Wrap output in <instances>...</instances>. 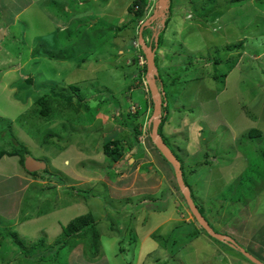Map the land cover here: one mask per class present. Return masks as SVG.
Masks as SVG:
<instances>
[{
  "label": "rangeland",
  "instance_id": "374dc122",
  "mask_svg": "<svg viewBox=\"0 0 264 264\" xmlns=\"http://www.w3.org/2000/svg\"><path fill=\"white\" fill-rule=\"evenodd\" d=\"M31 1L0 0V61L7 64L0 65V149L11 150L16 139L46 168L33 171L37 177L25 171L23 180L19 155L0 161L3 234L16 232L27 245L42 238L46 249L70 221L88 216L97 261L84 240L68 256L66 248L59 256L47 251L53 259L41 264H256L202 228L175 164L152 138L161 75L169 104L158 134L183 166L195 204L213 231L264 261L262 146L246 150L248 159L238 141L253 126L264 137V0H167L170 15L166 2L147 0V17L137 20L133 0H33L25 8ZM244 33L254 47L237 51L227 40ZM186 43L196 52L185 54ZM148 47L155 49L151 71ZM44 95L48 116L37 104ZM114 141L123 152L118 161L104 154ZM250 166L259 170L246 173ZM13 241H3L6 251L0 246V264H25V249Z\"/></svg>",
  "mask_w": 264,
  "mask_h": 264
},
{
  "label": "trees",
  "instance_id": "16d2710c",
  "mask_svg": "<svg viewBox=\"0 0 264 264\" xmlns=\"http://www.w3.org/2000/svg\"><path fill=\"white\" fill-rule=\"evenodd\" d=\"M232 1L238 3V2H246V1H249V0H232ZM172 8H173V2L171 1L170 4H169V8H168V11H169L168 14L169 15L171 13V9ZM147 9H148L147 8V0H133L131 5H130V10L133 13V17L132 18L135 19V20H137V19H145L147 17V12H148ZM207 21H209V19H207ZM170 22H171V18L169 16L167 18V23H166V26L163 29V31L169 29ZM173 33H175V30H171V34H173ZM240 45H242V44H239V46ZM184 46L186 47V53L185 54L189 53V55H190L191 51H194V50L190 49V47L187 44H185ZM157 47L159 48V41L157 42ZM194 52H196V51H194ZM197 52H199V51H197ZM224 58H225V56L222 57V58H219V59L218 58L215 59V62H214L215 65L225 64L226 60L224 61ZM207 63H210V62H207ZM227 63H229V62H227ZM231 66H233V65H231ZM204 70H205V68H204ZM204 75H207V74H204ZM219 76H221V75H219ZM219 76L217 74H214L215 78H218ZM155 79L160 82L161 95L163 97L162 116H161V125H162L165 122V118L168 115V104L169 103H168V95H167V92L165 90L167 82H165L163 80L161 75H157ZM169 85H175V84L174 83H170ZM73 89H76V88L73 87ZM48 103H49V97L47 95H44L42 98H40L37 101V104L41 106V110L40 111H41L42 116H48L50 114V110L48 108ZM159 132H160V129H159ZM136 133L138 134L139 132H137V130H136ZM161 137L163 138V136H161ZM239 138H238V141L241 140L242 142H245V146L243 145L241 148L245 149L246 153L245 152L244 153H245L246 158L248 157V154H247L246 150L251 149L253 151V148H254L253 145L260 144V146H262L260 148H257V152H258V155H259V164H264L261 161V157L264 159V137H263L262 130H260L259 128H256L254 126L250 127L248 130L244 131L239 136ZM12 139H13V137H12ZM15 141H16V139H13L12 143H10V141H9V143L7 144V146L11 147V150L7 149V147H1V149H0V158L2 156H4L5 154H7V153L9 155H11V156L19 155L20 156L21 165L25 166L26 156L30 155L29 150H28V148L26 146H24L22 144H19V142H17V141L15 142ZM163 141L174 152L172 147H170L169 142H167L165 140V138H163ZM16 144H17V146H16ZM246 144H247V146H246ZM112 146H115V147L112 148ZM22 151H23V153H22ZM104 154L106 156H108L109 158H111L113 161H118L119 159H121V157L123 156V152H122L121 148L119 147V141L109 142L108 144H106V146L104 148ZM248 159H249V157H248ZM250 167H248L250 169H249V171H246V173L255 172V170H257V171L259 170V169H255L252 166H250ZM181 168L183 169L182 165H181ZM25 171L29 175L34 176V177H37V175H38V173H34V172L30 173L26 169H25ZM47 173L50 174V176H52V177L55 176L54 173H51L49 171H47ZM255 179L256 178H254L253 181ZM58 180H60L59 177H58ZM191 196H192L193 200L195 201V198H194L193 194H191ZM198 208H199V212L202 214V216H204L203 215V209L200 208L199 206H198ZM27 219L28 218H26L25 220H27ZM205 219L207 220L206 217H205ZM0 229H2V228H0ZM4 230L5 229L0 230V246L2 248L1 251L5 250L6 243H3V241L6 239V237L14 238V241H13L14 244L20 246L22 251H23L22 248L25 249V255H22L25 258V264H41V263H45L46 262L45 260H50L51 261L53 259V255L51 256V258H48L47 251L49 253H51L50 250H52V249H55V253H57V256H59L61 251L63 249L65 250V248H66L65 252H66V256H68V253L72 250V248H75L77 246V243H79L80 241L82 242L84 240H86L88 242L87 246H86V248L88 250L85 249V252L89 256V259L92 260V261H94V260L97 261V259L99 258V257L97 258V253H98V237H97V233L94 230V227L92 225V220L88 219V216H81V217L75 218L74 220L70 221L69 224L66 225L64 227V229H63V233H62V236H61L62 238H59L55 242V244L47 247L46 249H45V246H46L45 240H43L42 238H40L38 240V242L33 241V242H30L29 245H27V242L25 240H23L21 237H19V235L16 232H13V231L9 232L7 234L8 235L7 236V235L3 234ZM75 238H78V241H76ZM225 244H226V246H229L230 248H232V246H230L229 244H227V243H225ZM22 251H20V252H22ZM255 257L258 258L257 256H255ZM55 259L58 261L57 258H55ZM258 259H260V258H258ZM13 260H15V257H14ZM260 260H262V259H260ZM36 261H38V263Z\"/></svg>",
  "mask_w": 264,
  "mask_h": 264
},
{
  "label": "water",
  "instance_id": "95a60500",
  "mask_svg": "<svg viewBox=\"0 0 264 264\" xmlns=\"http://www.w3.org/2000/svg\"><path fill=\"white\" fill-rule=\"evenodd\" d=\"M161 2H166V6L167 8H169V5L167 4V0H160ZM145 25L141 27V40L143 41V37H142V32L144 29ZM154 52L155 49H151V47H148V53L146 54V58H147V65H148V70L151 71L154 67H155V59H154ZM151 90L154 92L158 91L157 86H151ZM154 116L152 119V138L155 140L156 138H158L159 140V148L162 151L163 155L172 163L175 164L176 167V175H177V182L178 185L180 187V189L183 192V195L185 197V199L188 202L189 208L191 210V212L193 213V215L196 217V219L201 223V226L206 230V232L212 236L213 238H216L218 240H221L229 245H231L232 247H234L235 249L239 250L242 254H244L248 259H250L252 262L256 263V264H264V262L258 258H256L255 256H253L251 253H249L244 247H242L240 244H238L233 238H231L228 235H222L219 234L215 231L212 230L210 223L205 219V217L202 216V214L199 212V208L198 206L195 204L192 196H191V190L190 188L185 184V181L182 177V169H181V163L178 160V158L176 157V155L173 153V151L164 143L163 138L160 136V134H158V127L160 125L161 119H159V117L162 115V102L161 100H158L155 102L154 105ZM158 117V119H157ZM154 121V122H153ZM27 165V169L29 170V172H33V171H37V170H42L44 168H46V163L45 162H40L37 163L36 161H34L31 158V155L26 156V160H25Z\"/></svg>",
  "mask_w": 264,
  "mask_h": 264
},
{
  "label": "crops",
  "instance_id": "0c3cea01",
  "mask_svg": "<svg viewBox=\"0 0 264 264\" xmlns=\"http://www.w3.org/2000/svg\"><path fill=\"white\" fill-rule=\"evenodd\" d=\"M9 3V4H12V3H14L15 2V0H2V3L3 4H5V3ZM36 6L37 5V1L36 2H33V0L28 4V5H25V8H27V7H29V6ZM244 5V4H243ZM246 6V5H245ZM5 8V7H4ZM229 11H231V8L229 9ZM233 11V10H232ZM262 11V10H261ZM21 12V11H20ZM22 12H23V10H22ZM235 12V11H234ZM262 13H264L263 11H262ZM12 14H14V16H13V20H12V23H11V25H13L14 24V17H18L21 13H19V12H17V13H12ZM35 16V14H33L32 15V17H34ZM25 18V17H24ZM175 28H176V26H175ZM177 29H178V26H177ZM246 33H244L243 35H239L238 37H237V39L236 40H234V41H230V40H227V42H229V43H233L234 44V46L235 47H237V51L238 50H242L241 48H243L244 50H245V52H247L246 51V49L247 48H245V47H247L248 46V43H249V37H251L250 35H245ZM216 40H220L219 38H217ZM187 44V43H186ZM239 44H242V45H240L239 46ZM251 44V42L249 43V45ZM188 45V44H187ZM246 45V46H245ZM252 45V44H251ZM198 46H200V45H198ZM198 46H196V47H198ZM253 46V45H252ZM254 47V46H253ZM236 50V49H235ZM247 59V58H246ZM0 60H2V58L0 59ZM1 62V66L2 67H4L5 68V66L7 65V64H2V61H0ZM7 63V62H6ZM220 66V65H219ZM7 157H17V155H14V156H11V155H4V156H2L1 158H0V161H3L4 159H8ZM4 162V161H3ZM19 162H20V159H19ZM12 163H14V162H10V164L12 165ZM21 164V163H20ZM14 165V164H13ZM3 166V165H2ZM5 166V168H6V166H8V165H4ZM16 168H17V166H15ZM23 167V166H22ZM22 171V170H21ZM23 173V175H22V179L23 180H25V168L23 167V171H22ZM23 180H22V185H21V187L22 188H25V183L23 182ZM27 181V180H26ZM24 184V185H23ZM26 184H28V182L26 183ZM25 217H27V216H25ZM38 218V217H37ZM29 220H32V217H28V219L27 220H23L24 222L25 221H29ZM250 260V259H249ZM264 262V261H263Z\"/></svg>",
  "mask_w": 264,
  "mask_h": 264
},
{
  "label": "clouds",
  "instance_id": "9594fccd",
  "mask_svg": "<svg viewBox=\"0 0 264 264\" xmlns=\"http://www.w3.org/2000/svg\"><path fill=\"white\" fill-rule=\"evenodd\" d=\"M174 153V152H173ZM31 173V172H30Z\"/></svg>",
  "mask_w": 264,
  "mask_h": 264
}]
</instances>
